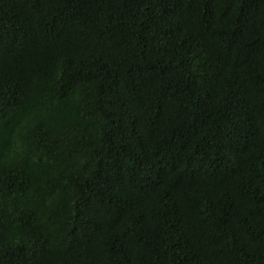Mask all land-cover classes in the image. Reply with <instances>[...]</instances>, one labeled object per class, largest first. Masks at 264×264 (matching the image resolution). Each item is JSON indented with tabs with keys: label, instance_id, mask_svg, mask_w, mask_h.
I'll return each instance as SVG.
<instances>
[{
	"label": "trees",
	"instance_id": "1",
	"mask_svg": "<svg viewBox=\"0 0 264 264\" xmlns=\"http://www.w3.org/2000/svg\"><path fill=\"white\" fill-rule=\"evenodd\" d=\"M0 264H264V0H0Z\"/></svg>",
	"mask_w": 264,
	"mask_h": 264
}]
</instances>
